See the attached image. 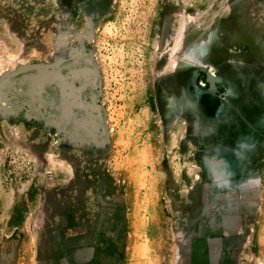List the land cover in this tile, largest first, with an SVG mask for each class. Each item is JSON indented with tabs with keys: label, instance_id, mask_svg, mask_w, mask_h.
Masks as SVG:
<instances>
[{
	"label": "rangeland",
	"instance_id": "rangeland-1",
	"mask_svg": "<svg viewBox=\"0 0 264 264\" xmlns=\"http://www.w3.org/2000/svg\"><path fill=\"white\" fill-rule=\"evenodd\" d=\"M0 264H264V0H0Z\"/></svg>",
	"mask_w": 264,
	"mask_h": 264
}]
</instances>
